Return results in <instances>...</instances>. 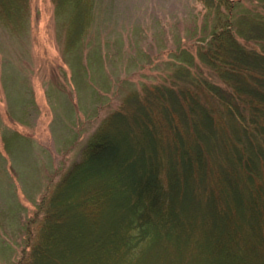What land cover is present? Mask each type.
Wrapping results in <instances>:
<instances>
[{"label":"trees","instance_id":"16d2710c","mask_svg":"<svg viewBox=\"0 0 264 264\" xmlns=\"http://www.w3.org/2000/svg\"><path fill=\"white\" fill-rule=\"evenodd\" d=\"M198 1L196 54L172 43L165 82L130 90L105 114L79 160L45 186L9 264H264V0ZM51 2L72 69L100 14L109 22L117 4ZM30 17L31 0H0L1 32L27 40ZM118 37L102 45L104 58L94 47L97 60L118 59ZM2 139L12 154L21 135ZM74 215L98 220L91 236L69 226Z\"/></svg>","mask_w":264,"mask_h":264},{"label":"rangeland","instance_id":"374dc122","mask_svg":"<svg viewBox=\"0 0 264 264\" xmlns=\"http://www.w3.org/2000/svg\"><path fill=\"white\" fill-rule=\"evenodd\" d=\"M108 3L117 4L114 16L106 22L100 14L85 39L87 44L77 59L70 60L72 69L61 53L64 33L55 22L51 0H31L27 40L25 35L14 38L0 31V264L19 258L25 240L23 224L34 215L45 186L79 160L82 145L105 114L130 90L165 82L172 68L167 64L172 43L196 54L205 12L198 0ZM241 5L252 8L257 4L256 0H241ZM135 23L141 26L132 28ZM151 34L156 37L149 41ZM117 37L123 39L118 59L97 60L94 47H100L104 58L102 45ZM128 40H138L139 49L131 48ZM89 53L92 60L88 63ZM200 68L202 73L208 72L203 65ZM32 98L31 108L25 102ZM25 106L29 108L26 115L22 112ZM10 131L21 135L12 154L5 150L2 139ZM7 175L13 182L12 195ZM89 221L74 215L69 226H83L84 234L91 236L95 228Z\"/></svg>","mask_w":264,"mask_h":264}]
</instances>
